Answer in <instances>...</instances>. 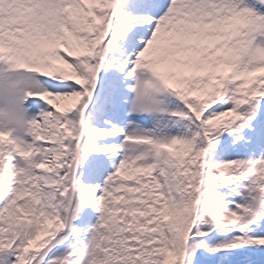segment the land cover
Listing matches in <instances>:
<instances>
[{"label":"snow or ice","instance_id":"6c2138e0","mask_svg":"<svg viewBox=\"0 0 264 264\" xmlns=\"http://www.w3.org/2000/svg\"><path fill=\"white\" fill-rule=\"evenodd\" d=\"M0 264H264V0H0Z\"/></svg>","mask_w":264,"mask_h":264}]
</instances>
